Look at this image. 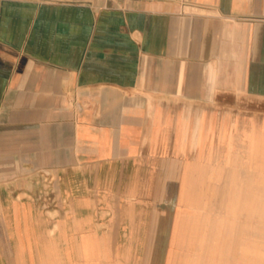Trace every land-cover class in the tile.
<instances>
[{
    "label": "crops",
    "instance_id": "0c3cea01",
    "mask_svg": "<svg viewBox=\"0 0 264 264\" xmlns=\"http://www.w3.org/2000/svg\"><path fill=\"white\" fill-rule=\"evenodd\" d=\"M225 220L264 258V0H0V264H171Z\"/></svg>",
    "mask_w": 264,
    "mask_h": 264
},
{
    "label": "rangeland",
    "instance_id": "374dc122",
    "mask_svg": "<svg viewBox=\"0 0 264 264\" xmlns=\"http://www.w3.org/2000/svg\"><path fill=\"white\" fill-rule=\"evenodd\" d=\"M48 182V181H47ZM227 222L220 226V234H205L203 237V250L197 252L181 251L172 254L171 264H229ZM252 249L247 252L244 260L243 252L240 254V264H264L263 253L260 249L259 235H253ZM130 252H110L107 254L106 264H120L118 260L125 258L127 264H141V257L133 259ZM141 256V255H140ZM118 262V263H117ZM237 263V264H239Z\"/></svg>",
    "mask_w": 264,
    "mask_h": 264
}]
</instances>
